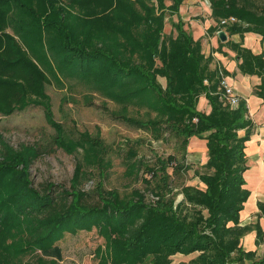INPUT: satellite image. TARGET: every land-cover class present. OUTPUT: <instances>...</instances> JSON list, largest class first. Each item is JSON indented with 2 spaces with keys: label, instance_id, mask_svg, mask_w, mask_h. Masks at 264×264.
Segmentation results:
<instances>
[{
  "label": "trees",
  "instance_id": "1",
  "mask_svg": "<svg viewBox=\"0 0 264 264\" xmlns=\"http://www.w3.org/2000/svg\"><path fill=\"white\" fill-rule=\"evenodd\" d=\"M183 1L0 0V68L10 70L22 60L38 78L0 80L6 86L24 89L26 85L32 94L0 104L1 110L23 105L34 96L45 97L42 82H50V77L57 84L67 81L70 85L76 79L118 101L147 109L148 118L132 117V125L157 132L164 125L181 138L184 147L192 135L205 138L207 147L205 170L195 171L202 185L182 183L178 199L171 194V175L191 164L174 154L157 156L154 164L146 166L150 176L143 178L153 184L148 201L138 191H134L136 198L126 199L100 185L93 191L68 190L44 182L37 190L22 174L11 176L13 171L20 173L11 165L0 163V182L7 175L12 177L8 187L14 183L29 189L24 203L15 207L11 203L8 213L16 215L11 216V224L2 218L0 207V232L11 234L0 240V264H62L49 257L57 251V242L67 232L94 227L104 238L103 248L95 249V264H173L172 255L195 251L188 264H264V256L258 258L255 250L242 248L241 237L248 227L238 224L248 195L243 178L251 126L247 107L241 99L236 106L226 102L219 88L221 69L210 66L213 56L204 53L200 38L193 37L178 14ZM209 3L216 23L208 32L225 28L264 37V0ZM173 14L177 19L170 20L171 30L166 33L165 22ZM229 16L236 20L220 23ZM8 26L30 48L36 62H30L26 49L6 31ZM33 40L39 48L32 45ZM229 45L241 59L240 70L260 76L256 91L263 94V54L240 43ZM159 77L165 78L164 84ZM202 94L210 105L207 112L197 107ZM240 129H245L244 134H239ZM258 207L264 214V201ZM3 226L13 231H3ZM256 237L259 243L258 225Z\"/></svg>",
  "mask_w": 264,
  "mask_h": 264
},
{
  "label": "rangeland",
  "instance_id": "2",
  "mask_svg": "<svg viewBox=\"0 0 264 264\" xmlns=\"http://www.w3.org/2000/svg\"><path fill=\"white\" fill-rule=\"evenodd\" d=\"M205 2L209 5V0ZM172 19L176 20L177 16L173 14L165 22L166 33L171 29ZM6 31L15 36L12 26L6 27ZM15 38L22 49H26L30 62H36L28 51L29 47H25L17 35ZM32 43L39 48L38 41L33 40ZM29 69L30 66L19 60L10 70L0 68V80L29 78L37 81ZM159 80L165 83L160 77ZM71 82V85L67 81L57 84L50 77V82H42L45 97L34 96L35 99H29L23 105H13L9 110L0 109V163H7L20 172L13 171L11 176L22 174L37 190L44 182L61 184L68 190L75 187L93 191L100 185L126 199L136 198L134 191H138L148 201L152 197L150 186L153 184L143 178L150 176L146 166L154 164L157 156L174 154L178 160L191 166L171 175V194L176 199L180 198L181 193L177 192L182 183L202 185L195 171L205 170L202 165L205 157L193 161L181 138L164 125L158 132L132 125V117L148 118L147 109L118 101L76 79ZM37 84L41 89V84ZM27 95L32 94L26 85L23 89L18 85L0 84L2 105L17 102ZM46 112L50 114L51 121L47 119ZM132 160L135 163L133 169ZM8 178L12 177L3 175L1 178L0 207L3 206L2 218L8 220L6 224H11L12 215L8 213L11 203L14 207L24 203L29 189H19L14 183L8 187ZM2 230L13 231V227L3 226ZM5 235L11 236L9 232H0V240L6 238ZM57 243V251L50 252L49 257L58 258L62 264H95V249L98 245L103 248L104 238L94 227L89 231L67 232ZM195 254L196 251L176 253L171 256L172 263L188 264ZM261 256L264 252L256 255L258 258Z\"/></svg>",
  "mask_w": 264,
  "mask_h": 264
},
{
  "label": "crops",
  "instance_id": "3",
  "mask_svg": "<svg viewBox=\"0 0 264 264\" xmlns=\"http://www.w3.org/2000/svg\"><path fill=\"white\" fill-rule=\"evenodd\" d=\"M178 14L193 37L200 38L204 53L213 56L210 66L221 69L227 83L232 85L234 92L245 101L247 107V117L251 121V126L244 147L246 168L243 171V178L248 195L239 211L238 224L248 227L241 237L242 248L255 250L256 256L264 252V214L260 213L258 207V203L264 201V92L259 94L256 91L260 83L258 74L240 70L238 63L241 59L236 57V51L229 43H240L252 52L262 53L264 56V37L254 31L239 33L220 28L226 34V38L221 40L218 36L219 29L208 32L207 28L216 21L211 15L210 3L208 5L205 0H184L180 4ZM160 78L165 81L164 77ZM197 107L206 112L210 109L203 94L198 99ZM244 132L245 129L239 130V134ZM186 148L193 161L207 157L206 139L203 137L190 136ZM198 181L200 182L199 178ZM256 225L262 230V239L259 243H256Z\"/></svg>",
  "mask_w": 264,
  "mask_h": 264
},
{
  "label": "built area",
  "instance_id": "4",
  "mask_svg": "<svg viewBox=\"0 0 264 264\" xmlns=\"http://www.w3.org/2000/svg\"><path fill=\"white\" fill-rule=\"evenodd\" d=\"M234 20H236L234 16H229V17L221 18L220 23L224 24L227 22H232ZM219 88L221 89L226 102L230 106H236L238 104L240 100L239 96L234 92L232 85L227 83L225 76L221 72H220V78H219Z\"/></svg>",
  "mask_w": 264,
  "mask_h": 264
},
{
  "label": "water",
  "instance_id": "5",
  "mask_svg": "<svg viewBox=\"0 0 264 264\" xmlns=\"http://www.w3.org/2000/svg\"><path fill=\"white\" fill-rule=\"evenodd\" d=\"M218 36L221 40H224L226 38L225 31L223 29L218 30Z\"/></svg>",
  "mask_w": 264,
  "mask_h": 264
}]
</instances>
